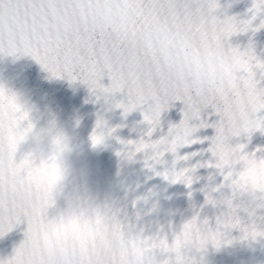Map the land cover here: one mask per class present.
<instances>
[{"label": "clouds", "instance_id": "obj_1", "mask_svg": "<svg viewBox=\"0 0 264 264\" xmlns=\"http://www.w3.org/2000/svg\"><path fill=\"white\" fill-rule=\"evenodd\" d=\"M205 18L217 30L188 38L191 54L186 63L193 72L207 76L212 93L209 107L219 114L218 120L227 118L226 123L241 128L249 114L255 117L261 110L254 112L256 106L264 103V85L256 74L259 69L260 77H264V69H246L244 62H260L253 63L252 55L251 59L246 55L249 51L227 44L229 36L225 39L218 29L232 17L224 14L216 0H211ZM244 27L243 32L249 31L251 23ZM0 53L16 57L6 51ZM44 69L49 77L83 83L70 74L53 75ZM86 85L93 95V89L113 93ZM118 104L125 103L115 106ZM78 122L72 117L71 122L61 123L54 110L41 109L20 89L0 80V200L6 210H14L18 225H23V239L16 248L23 246L25 260L87 253L103 264H198L201 250L208 245L219 248L226 242L222 232L215 241L209 240L216 229L196 216L166 233L144 235L130 227L116 201L94 191L76 166L83 154L74 136ZM108 135L105 121L98 119L89 136L90 150L103 146ZM239 136H230L222 159L213 158L221 165L216 168L222 175L221 192L213 203L225 206L222 220H240L238 210L264 207V154L246 150L243 143H230ZM94 137L99 142L93 143ZM159 146L137 142L125 158L145 152V164L152 167L158 162L157 151L164 150ZM246 226L257 231L251 218Z\"/></svg>", "mask_w": 264, "mask_h": 264}, {"label": "snow or ice", "instance_id": "obj_2", "mask_svg": "<svg viewBox=\"0 0 264 264\" xmlns=\"http://www.w3.org/2000/svg\"><path fill=\"white\" fill-rule=\"evenodd\" d=\"M210 6L211 0H0V52L30 55L53 75L70 74L90 88L108 92L126 90L127 103L117 105L125 113L152 101L147 113L142 115L153 126L171 101H182L183 119L174 129H169L171 139L165 137L153 142L154 147L164 145V150L156 153L159 161L163 152L174 153L182 145L193 143L190 136L195 127L189 126V121L194 117L199 119L202 110L209 107L212 93L207 87V76L193 72L186 58L191 54L190 36L217 30L205 18ZM250 11L251 19L264 13V0H253ZM251 19L240 23L232 17L218 30L227 39L245 31L244 26ZM260 27H264V21ZM246 55L252 58L250 52ZM243 66L249 70L264 69V63L244 62ZM105 73L111 81L107 88L100 84ZM259 109H264V103H259L253 111ZM226 120L219 119L211 125L205 119L200 120L199 127L215 129L207 149L212 158H223L230 136L257 129L264 131L261 121L252 114L241 128L232 127ZM97 142L98 138L94 137L93 143ZM210 166L221 167L214 161ZM188 171L162 175L173 183L183 180L190 184ZM18 222L14 210H6L0 200V236ZM236 227L248 238L264 235L242 226L236 218L218 220L216 232L210 233L208 239L215 241L221 228ZM23 257L21 246L9 257L0 259V264H103L87 253L63 259Z\"/></svg>", "mask_w": 264, "mask_h": 264}]
</instances>
